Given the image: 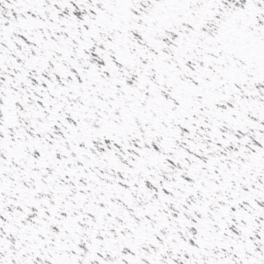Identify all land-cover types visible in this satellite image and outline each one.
Returning a JSON list of instances; mask_svg holds the SVG:
<instances>
[{
	"label": "snow or ice",
	"instance_id": "obj_1",
	"mask_svg": "<svg viewBox=\"0 0 264 264\" xmlns=\"http://www.w3.org/2000/svg\"><path fill=\"white\" fill-rule=\"evenodd\" d=\"M0 264H264V0H0Z\"/></svg>",
	"mask_w": 264,
	"mask_h": 264
}]
</instances>
